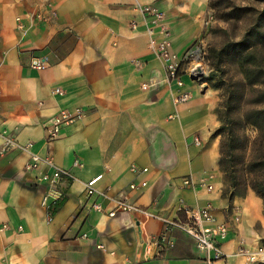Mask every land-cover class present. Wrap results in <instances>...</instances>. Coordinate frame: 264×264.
Masks as SVG:
<instances>
[{
  "label": "crops",
  "instance_id": "1",
  "mask_svg": "<svg viewBox=\"0 0 264 264\" xmlns=\"http://www.w3.org/2000/svg\"><path fill=\"white\" fill-rule=\"evenodd\" d=\"M187 1L0 0V132L33 142V151L50 154L70 172L57 186L60 197L48 221L41 204L47 185L40 172L24 169L28 154L19 148L0 153V264H206V253L180 229L171 232L173 246L162 248L160 220L134 212L109 216L117 199L182 220L180 204L197 209L210 202L227 224L226 264H264L249 258L264 245V200L250 187L225 190L217 95L188 80L189 100L173 105L163 62L134 8L136 2L158 5L173 50L182 54L207 8L206 0ZM35 56L46 58L44 69L29 66ZM75 107L84 117L47 142L51 117ZM2 142L0 133V148ZM131 165L148 172L136 178ZM98 174L97 190L106 196L87 199L85 182ZM184 175L194 188L182 186ZM136 179L147 185L130 190ZM95 199L102 211L89 208Z\"/></svg>",
  "mask_w": 264,
  "mask_h": 264
},
{
  "label": "built area",
  "instance_id": "2",
  "mask_svg": "<svg viewBox=\"0 0 264 264\" xmlns=\"http://www.w3.org/2000/svg\"><path fill=\"white\" fill-rule=\"evenodd\" d=\"M134 8L137 11L140 21L145 27L148 37V44L154 50L156 55L163 62L165 77L167 82L172 87V103L174 106L182 104L189 100L191 92L187 87L188 80L192 79L193 69L200 66L205 73L207 68V60H205V52L203 45L195 41L182 54H178L173 50V35L170 26L168 25L164 11L155 3H141L136 2ZM18 21L20 17L16 18ZM139 25V20L133 19L130 21V27L136 29ZM21 27V24H18ZM29 66L35 70H42L46 67V58L44 56L32 57ZM146 85L143 84V87ZM54 92L58 95L63 94V91L57 87ZM85 110L82 107H75L73 109H62L54 114L49 124L44 128L45 138L47 142H51L58 137L61 128L65 125L71 124L83 118ZM176 116L174 112L170 117ZM3 137L0 153L19 148L28 154V158L24 164L26 171H38V180L47 185V191L42 195L41 204L46 208L48 221L53 219L54 206L60 197L58 184L64 176H69V170L59 168L53 161L50 154L44 156L39 155L32 150L33 142L20 143L7 130L3 129L1 132ZM194 143L200 145V140L197 136L194 137ZM77 161L74 160V164ZM44 167L45 170L40 168ZM132 173L137 177L141 174L147 173V167H139L131 165ZM102 174L95 175L85 182V194L87 199L94 196H106L105 193H100L97 190V183L101 179ZM182 186L184 188H194L195 184L190 175L181 177ZM201 185L204 183L201 182ZM147 185L145 179H136L128 184L130 190L144 188ZM207 188H211L210 185ZM89 208L102 211V205L98 200L91 201ZM179 211L185 214V219L170 218L162 216L153 212L149 208L137 206L127 199L115 200L114 206L108 210L109 216H115L119 212H134L140 215L158 219L162 222L163 228L157 238L158 244L162 248L173 246V239L171 232L174 229H180L191 236L198 249L206 253V264H226L227 255L223 250V242L227 238V224L217 220L214 208L210 202L204 206L193 209L185 204L179 205ZM2 228L9 227V224L3 223ZM22 226L18 225L17 229L21 230ZM83 236H86L84 233ZM98 248L104 249L102 244L97 245ZM250 260H258L264 262V245L257 248L256 251L249 255Z\"/></svg>",
  "mask_w": 264,
  "mask_h": 264
},
{
  "label": "rangeland",
  "instance_id": "3",
  "mask_svg": "<svg viewBox=\"0 0 264 264\" xmlns=\"http://www.w3.org/2000/svg\"><path fill=\"white\" fill-rule=\"evenodd\" d=\"M206 3L204 14L196 18L198 31L191 38L190 45L195 41L203 45L207 68L202 78L194 83L217 95L220 125V114L229 98L233 102L231 106L238 112L236 114L264 100V71L253 74L250 81L245 80L242 73V66L253 68L252 64L242 63V60H260L264 69V0H206ZM250 53L254 58H244ZM256 81L258 84L253 85L252 82ZM244 131L251 141L255 135L254 127L248 125ZM250 151L248 144L244 150H238L237 156L248 159ZM223 176L226 191L232 189L242 193L248 188L242 172L233 188L228 175L223 172Z\"/></svg>",
  "mask_w": 264,
  "mask_h": 264
},
{
  "label": "trees",
  "instance_id": "4",
  "mask_svg": "<svg viewBox=\"0 0 264 264\" xmlns=\"http://www.w3.org/2000/svg\"><path fill=\"white\" fill-rule=\"evenodd\" d=\"M246 57L254 58L253 53L246 54ZM246 62L253 68L242 66L245 80L250 81L253 74L264 71L260 60H242V63ZM252 84L257 85L258 82ZM232 103L231 98L224 102L220 114L222 121L215 131L220 137V169L230 178L232 188L236 186L240 172L244 173L246 185L264 200V100L257 101L239 114H236L238 112L231 106ZM248 125L255 129L251 141L244 131ZM248 144L251 148L249 158L238 157V150H244ZM232 193L237 192L233 190Z\"/></svg>",
  "mask_w": 264,
  "mask_h": 264
},
{
  "label": "water",
  "instance_id": "5",
  "mask_svg": "<svg viewBox=\"0 0 264 264\" xmlns=\"http://www.w3.org/2000/svg\"><path fill=\"white\" fill-rule=\"evenodd\" d=\"M204 75L203 70L200 66H196L193 69V75L191 76L192 79H197L198 77H202Z\"/></svg>",
  "mask_w": 264,
  "mask_h": 264
}]
</instances>
